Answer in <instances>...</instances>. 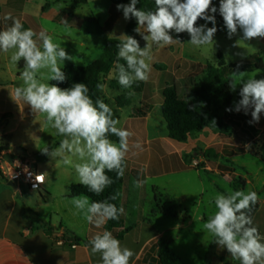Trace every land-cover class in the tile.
Here are the masks:
<instances>
[{"label":"clouds","instance_id":"obj_1","mask_svg":"<svg viewBox=\"0 0 264 264\" xmlns=\"http://www.w3.org/2000/svg\"><path fill=\"white\" fill-rule=\"evenodd\" d=\"M137 3L138 0H130L127 5H117L126 20L136 19L138 26L134 31L146 42L141 48L139 41L132 36L121 34L117 37L120 40L116 45L118 61L123 59L126 66L117 62L114 78L125 89H130L136 81L149 79L153 45L165 47L181 43L178 36L174 38L171 33L186 32L190 36L187 43L197 47L211 45L214 49L217 11L229 39L238 32L242 33L234 47H239L241 41L264 38V0H219L218 9L213 0H155V11L137 9ZM3 20H11L12 24L0 30V52L11 53L13 65L21 60L24 62L20 73L23 85L14 89L11 99L17 104L23 101L36 118L44 117L41 127L55 129L57 135L64 137L58 147L50 149L45 145L40 149L41 153L56 160L58 166L74 168L79 183L99 195L113 183L106 172L115 171L118 178L123 177L130 151L129 138L133 133L117 126L120 120L114 118L112 108L102 99L93 102L85 83L61 88L57 83L44 82H64L66 75L60 65L65 60H74L61 44L53 42L47 30L37 33L32 28L25 29L21 20L11 13L5 14ZM198 20L205 23L198 26ZM245 75L246 72L237 71L231 74L229 86L232 90L242 84L241 98L234 110H243L245 114L251 110L249 124L259 123L264 113V79L249 77L245 80ZM96 87L103 91L106 86L98 83ZM128 95H134V92ZM226 111H233V108ZM109 134L118 137V143L110 140ZM133 147L139 149L141 145L137 142ZM47 175L44 172L35 179L42 183V178ZM144 183L145 180H137L134 186L142 187ZM117 195L110 199H117ZM258 200V194L251 190L219 193L214 197L216 211L203 224V229L214 237V243L226 249L239 264H264V236L254 226L250 214ZM70 203L77 213L97 228L108 220H118L124 213L123 207L118 208L108 200L90 202L88 196L72 197ZM89 245L92 254H100L102 264H130L134 256L132 250L122 247L107 230L96 233Z\"/></svg>","mask_w":264,"mask_h":264},{"label":"crops","instance_id":"obj_2","mask_svg":"<svg viewBox=\"0 0 264 264\" xmlns=\"http://www.w3.org/2000/svg\"><path fill=\"white\" fill-rule=\"evenodd\" d=\"M28 1L0 0V22L3 24L4 29L6 26L12 24L11 20H3L5 14L11 13L14 18L18 19L20 15L29 14L50 34L48 26L45 23L46 20L42 18L44 14L38 12L32 3L28 4ZM32 10L36 12L34 13ZM43 12L45 13L46 10L43 9ZM119 12L120 16H122V12ZM60 15L59 13L50 19L52 21V28L62 23L58 21ZM87 17L89 16L79 18L76 22L72 23V26L78 25L82 28L83 20ZM20 19L22 22L23 18L21 17ZM63 25L66 24L63 23ZM217 28L220 29V26H217ZM135 37H138V33H136ZM255 40L258 43V47L254 53L249 55L259 54L263 62V68L243 72L262 71L264 69V38ZM81 44H84V42L82 41ZM185 47L187 50L185 49L183 54L175 56L174 77L172 81L167 82L165 85H159L157 82L148 79L144 82V87L141 91H134L132 88L125 89L121 86L119 88L117 86L110 87L107 81L104 84L106 87L103 91L113 102L115 97L123 93L134 92V95H131V104L120 109V124L117 125L133 133L129 138L130 151L126 156L127 172L121 192V207L124 208L122 217L125 226H132V229L125 233L123 239L119 240L122 247H127L134 252L130 264H160L158 242L161 237H166L169 240L173 250L187 264H203L207 258L210 260V264H233L231 262H235L227 250L221 249L217 244H215L210 252V245L214 237L206 245L199 242V245L204 246L206 249L203 254L197 257L198 259L185 254L186 249L183 252L178 251L175 247L176 242L181 239L182 233L185 230L192 231L193 225L201 217L198 209L203 203L208 180L215 182L217 177L222 176L228 182L226 179L228 177L227 173L205 162L201 149L212 146L221 154L217 164L226 159L231 160L233 164L235 156L239 154L237 153V148L241 146L233 142L223 141L220 136L222 134L213 130L195 133L185 142H176L170 139L167 122L160 113L163 101L161 91L166 85L173 84L175 79L179 78L180 93L185 94L189 92L190 79L197 76L200 72L198 66L211 62L199 54L197 46L189 44V46L185 45ZM2 54L4 53H0V61L2 60ZM184 58L192 62L186 63L187 67H184V70L180 74L177 62ZM156 63H154V66ZM20 68L21 70L17 73L8 66V77L0 75L1 123L2 120L8 119L12 114L11 111H8V106H11V102L14 105H21L22 116L33 113L29 107L25 106L23 101L17 104L11 99V94L17 87L16 84L20 80V73L23 71V67ZM1 69L5 71V68L2 67ZM116 84L119 85L118 82ZM144 101L151 104V110L145 116L134 115V109L141 107ZM234 106L235 104H233V108ZM250 112L251 110H249L248 114H245L242 110L239 113L244 114L247 120L250 121ZM258 124L260 125H255L256 128L264 129V113L261 114ZM6 133L8 132L5 131L0 134V137L2 138ZM137 142L141 145L139 149L133 147ZM57 144L59 145V142ZM226 145L228 146L227 149ZM11 150H1L0 156L10 159L11 155H9V152ZM230 152H232V155H228ZM21 155L23 158L25 157L24 150ZM41 156L45 155L41 154ZM46 163L44 162V164ZM32 164L35 165L30 162L31 166ZM47 165L49 167V164L45 166ZM43 166L35 165V167H32L44 173L41 169ZM62 167L63 170L67 171L69 176L72 174L78 180L74 168L64 165ZM233 174L235 175V172ZM72 176L71 181L67 180L65 182L67 188H70L74 183ZM137 180H145L146 183L142 187H135L134 182ZM22 187L23 184L0 175V264H102L100 254L91 253V246H86L82 243H73L72 246H69L63 244L62 240L55 243L53 238L43 229L32 232V226L36 220H39L41 223L51 222L54 226L63 222L68 228L78 234L81 232L84 234L83 237H87L92 230L96 233L102 232L103 226L106 223L101 228H92V224H89L82 214L77 213V210L70 202L66 203L69 206L67 213L63 209H58L54 203L56 200L54 202L52 200V193L48 192L50 188L47 180L42 189L37 190L43 198V205L52 207L48 213L43 215L39 210V206L42 205L39 203L41 200H36V194L32 193L26 198L21 197ZM42 190L47 193L46 196L43 195ZM161 195L175 200L179 204L177 217L155 212ZM63 196L64 198L68 197V199H72L67 193ZM62 200L63 198L58 201ZM211 201L214 202V197ZM192 206H195L196 209L192 215L189 213L190 218L185 220V212H189L188 208ZM263 207L264 202L261 201L260 208L253 220L254 226L256 217ZM29 209L36 212L37 215L27 211ZM207 215L205 211L203 213V220H199L198 222H206ZM130 217H136V219L128 221ZM161 218H169L171 220H165L169 222L165 226H161ZM225 254L228 260H230L229 263L223 261Z\"/></svg>","mask_w":264,"mask_h":264},{"label":"trees","instance_id":"obj_3","mask_svg":"<svg viewBox=\"0 0 264 264\" xmlns=\"http://www.w3.org/2000/svg\"><path fill=\"white\" fill-rule=\"evenodd\" d=\"M72 1L75 4H84L88 2V0ZM110 1L113 3V6L110 9L109 17L104 24H101L95 16L85 18L82 24V28L88 33L97 34L107 39L100 57L88 65H64L62 71L66 75V80L64 82L51 81V83H57L61 88H70L74 83H85L89 88V95L93 99V102L97 99H102L112 108L114 118L120 119V109L130 105L132 97L123 93L115 97L113 102L104 91L96 87L98 83L105 84L107 77L115 71V65L117 62L125 64L126 66V62L123 59L118 61L117 57L118 48L116 45L120 43V40L118 38H109L108 36L119 17L120 12L116 5L127 4L130 0ZM136 7L137 9L144 11H155V0H138ZM44 9L46 10V8ZM215 15L219 25L224 27L223 19L219 15V12L217 11ZM21 17L23 18L22 24L25 29L32 28L37 33L44 30L32 15L23 14L20 15V18ZM9 26L11 25L6 27ZM91 26H93L92 29L89 28ZM137 26L136 19L134 17L130 18L126 27L127 34L129 36L136 34L137 32L134 31V29ZM0 30H4L1 22ZM181 60H179V62ZM22 63L24 62L22 61ZM155 67L157 69H162L158 63L155 64ZM198 67L200 72L197 76L190 79L189 92L185 94L180 93L179 78H176L173 84L166 85L161 91L163 101L160 107V113L167 122L170 139L176 142H185L191 135L203 132L204 130H213L214 132H219L220 134L231 138L238 131H241L246 134L250 140L247 146L248 148L246 149L244 146H239L237 148V153L249 152L264 161V129L261 130L254 125L249 124V121L244 114L234 110L233 100L235 90H232L229 86L232 82L231 74L233 71H252L262 69L263 62L260 55L252 54L245 59L229 63L225 59L224 54L218 52L216 63L208 62L207 64L199 65ZM117 82L118 80L111 81L110 87L117 86V88H119L120 85H117ZM143 87L144 81H136L131 88L134 91H141ZM227 108H233V111H226ZM150 110L151 104L144 101L141 107L134 109L133 114L145 116ZM109 139L118 142V137L115 135L109 134ZM227 148L228 146L226 145V149ZM3 149L4 147L1 145L0 151ZM201 151L203 152L205 162L210 163L212 167L217 168L224 173L227 170H233L231 160L226 159L217 164L221 154L217 152L214 147L210 146L206 149H201ZM228 155H232V152ZM125 163L126 168L123 177L118 178L115 171L106 172V174L112 179L113 183L105 188V190L99 195L90 192L86 186H83L80 183H73L70 186L68 196L71 198L76 196H88L90 202L108 200V202L115 204L118 208L121 207V192L127 172V160H125ZM0 175L3 176L1 169ZM231 184L235 190H240L246 187L247 181L242 176H234ZM256 193L259 196V200L250 213L253 220L261 204L260 193ZM116 194H118L117 199L111 200L110 197ZM178 208L179 204L175 202V200H171L161 195L155 212L177 217ZM27 211L33 212L37 215L36 212L30 209ZM187 218H190V214L186 211L184 219L186 220ZM92 228H95L93 224ZM38 229H43L53 238L55 243L62 240L63 244L69 246H72L73 243H82L86 246H90L89 240L96 234V232L92 230L89 236L83 237L68 228L63 222L54 226L51 222L41 223L39 220H36L33 223L32 232ZM131 229L132 226H125L124 219L122 215H120L118 220H108L103 226L102 232L105 230L110 231L115 238L121 240L124 238L125 233ZM258 230L261 234L259 228ZM158 246L160 264H187L176 254L166 237H161L159 239ZM214 246L215 243L213 240L210 245V252ZM203 264H210V260L207 258Z\"/></svg>","mask_w":264,"mask_h":264},{"label":"rangeland","instance_id":"obj_4","mask_svg":"<svg viewBox=\"0 0 264 264\" xmlns=\"http://www.w3.org/2000/svg\"><path fill=\"white\" fill-rule=\"evenodd\" d=\"M31 3L38 12L44 14L42 18L46 20L45 23L47 24L50 31L49 35L53 37V42L61 44V46L65 48L66 52L74 57L73 61L65 60L64 64L60 65L61 68L66 64L88 65L100 57L103 52L104 46L106 45L107 39L97 34H88L86 33L87 31H83V28H80L78 25L72 26V23L76 22L79 18L93 15L98 18L101 24H104V22L108 19L110 15V9L113 6V3L110 0H88V2L84 4H75L72 0H29L28 4ZM129 3L130 2H128L127 4ZM213 5L218 8L219 0H213ZM44 8H46L45 13L43 12ZM32 11L34 13L36 12L35 10ZM119 11L122 12V10ZM59 13L61 15L58 21L62 23L52 28V21H50V19ZM120 15L121 14L119 13V17L109 33V38H117L121 34L128 35L126 27L129 19L126 20L124 18L123 12L122 16ZM63 23L66 25H63ZM204 23L205 21L198 20L197 25L199 26L200 24ZM208 26L211 27V23H209ZM217 26H220L218 21ZM89 28L92 29L93 26ZM141 31L143 32L144 30L141 29ZM171 34L174 38H177L178 36L181 43L168 45L165 47H157L153 45L152 49L153 59L150 62L151 73L149 79L157 82L159 85H165L167 82L172 81L174 77L173 73L175 70V56L183 54L186 49L185 45L189 46L190 44L187 43L190 40V36L188 35V33L185 32L180 34ZM134 36H136V34H134ZM241 36L242 33L238 32L237 35L229 39L227 37L226 28L220 26V29H218L214 37V40L216 41L214 49L211 45H207L197 47V50L199 51L200 55L204 56L212 63H216L217 53L220 51L224 54L227 61H239L245 59L249 54L254 53V51L258 47V43L255 39L245 42L241 41L239 47H234L233 45L238 39L241 38ZM135 39L139 41L141 48L145 46L146 42L142 39L140 34H138V37H135ZM82 41L84 42V44H81ZM10 56L11 53L2 54V60L0 61V75L2 76L8 77V66H10V68L17 73H19V71L21 70L20 67L24 66V63H22L23 60H21L18 64L13 65L10 62ZM156 62H159L158 64L162 69H157L154 66V63ZM190 62L192 61H189L185 58L182 59L179 63L177 62V66L179 69L178 71L180 72V74L184 70V67H187L185 64ZM2 67L5 68V71L1 69ZM42 71L46 72L47 70ZM114 77L115 71H113V73H111L107 77V83H109V85L111 81L117 80ZM249 77H254L255 79H264V69L262 71L246 72L244 79L246 80ZM44 82L51 83V81L47 80ZM238 83L239 81L237 80V84ZM16 85L17 87L22 86L23 81L20 79ZM241 87L242 84L238 85L235 89L233 104H236L241 98L239 95ZM25 106L29 107L27 106V104H25ZM8 107V111H11L12 114L8 119L2 120V123L0 125V134L4 133L5 131L8 132L3 135L2 138L0 137V145H2L4 149H12L13 152H15L16 148H22L24 150L25 157L23 158L22 155H20L21 158H23L24 160H28L35 165L45 166L46 164H49V167L48 165L45 167H41L43 172L48 173V175L46 176V180L50 188L48 192L52 193L53 202L56 200L54 202L55 206L58 207V209H63V211L67 213V211L69 210V206L66 203H69L71 199H68V197L64 198L63 195L65 193L69 195L70 188H67V186H65V182L67 180L71 181L72 174L71 176H69L67 171L65 169L63 170L62 165H57L56 160H51V158L46 155L41 156L42 153L40 151V149L45 147V145H47L50 149L58 147L59 145L57 143H60V141L64 137L57 135L55 129L47 126L41 127L44 120V117L42 115L38 116V118H36L34 113L27 116H22L21 105H14L12 104V102L11 106ZM253 125L259 126L260 124L255 123ZM220 136L223 141L233 142L234 144H239L244 147L248 145L250 140L249 137L241 131H238L231 138L223 134ZM245 148L247 149L248 147ZM9 155H12V157L14 156L13 153L10 152ZM44 162L47 163L44 164ZM35 165L32 164V166L34 167ZM232 166L233 170H227L225 172L228 174V177L226 178L228 182H226L222 176L217 177L215 182H211V180H208L203 203L198 209L201 217L197 219V222L193 225L192 231L185 230V232L182 233L181 239L178 240L175 244V247L176 249H178V251H185L186 249V251L183 252L185 254H188L189 257L194 258H197L204 253L206 248L204 246H200L199 242L206 245L213 236H211L203 229V224L205 222L203 223L198 221L203 220V213H205V211L208 214L207 220L209 219V216L216 211L214 202L211 201L213 197H215L219 193L228 194L229 190L236 191L231 184L234 176H242L247 181L246 187L240 190H243L245 192H248L249 190L259 192L260 201L264 202V161L249 152H244L239 153L235 156ZM233 172H235V175L233 174ZM74 177V180L72 181H74V183H79L77 177ZM31 193L36 194V200H41L39 201V203L42 205L39 206V210L43 215L48 213L52 209L51 206L43 205V198L39 195L37 190H30L25 184H23L21 197L23 196L26 198ZM42 193L44 196L47 195L44 190H42ZM62 198V201H58ZM35 203L37 202L35 201ZM195 209L196 207L192 206L188 208V211L192 215ZM135 219L136 217H130L128 221H134ZM161 220V226H165L169 222L165 220L171 219L161 218ZM255 226L260 229L261 235L264 236V207L256 217ZM79 234L81 236L84 235L81 232H79ZM223 261L228 263L230 262L226 254ZM231 263L239 264V261L235 260V262Z\"/></svg>","mask_w":264,"mask_h":264},{"label":"built area","instance_id":"obj_5","mask_svg":"<svg viewBox=\"0 0 264 264\" xmlns=\"http://www.w3.org/2000/svg\"><path fill=\"white\" fill-rule=\"evenodd\" d=\"M10 153V159H5L0 156V169L2 174L19 184H25L30 190H40L44 186L46 180L45 176L42 178V183L38 182L35 177L41 174V172L34 169L28 160H24L20 155L15 154L12 150ZM36 185V187H34Z\"/></svg>","mask_w":264,"mask_h":264},{"label":"water","instance_id":"obj_6","mask_svg":"<svg viewBox=\"0 0 264 264\" xmlns=\"http://www.w3.org/2000/svg\"><path fill=\"white\" fill-rule=\"evenodd\" d=\"M22 152H23L22 148H16V150H15V154H17V155H21ZM11 184H13V183L11 182Z\"/></svg>","mask_w":264,"mask_h":264}]
</instances>
